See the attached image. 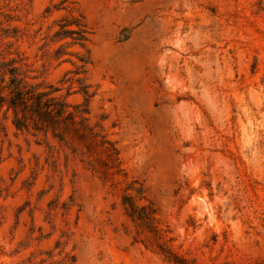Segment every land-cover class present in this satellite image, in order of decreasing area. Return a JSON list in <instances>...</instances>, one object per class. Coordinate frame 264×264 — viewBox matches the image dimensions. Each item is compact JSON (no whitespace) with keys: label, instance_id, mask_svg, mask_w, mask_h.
I'll use <instances>...</instances> for the list:
<instances>
[{"label":"rangeland","instance_id":"1","mask_svg":"<svg viewBox=\"0 0 264 264\" xmlns=\"http://www.w3.org/2000/svg\"><path fill=\"white\" fill-rule=\"evenodd\" d=\"M3 62L118 159L0 111V264H264V0H0Z\"/></svg>","mask_w":264,"mask_h":264},{"label":"trees","instance_id":"2","mask_svg":"<svg viewBox=\"0 0 264 264\" xmlns=\"http://www.w3.org/2000/svg\"><path fill=\"white\" fill-rule=\"evenodd\" d=\"M77 29L66 30L74 43L83 45L87 40V31L80 22ZM17 67L11 63L0 64V111H12V123L18 130L32 132L33 135L53 137L59 143L71 145L72 151L93 154L104 152L111 165L118 159V153L112 142L90 127L86 118H80V110H72L63 100L51 96L48 92L35 89L24 83L17 74ZM8 77V78H7ZM104 162V160L99 159ZM129 215L139 224L153 226L154 215L145 207L136 205L130 197L125 198Z\"/></svg>","mask_w":264,"mask_h":264}]
</instances>
